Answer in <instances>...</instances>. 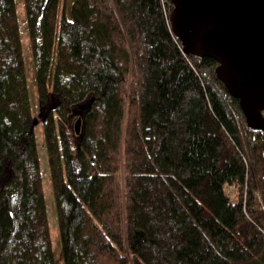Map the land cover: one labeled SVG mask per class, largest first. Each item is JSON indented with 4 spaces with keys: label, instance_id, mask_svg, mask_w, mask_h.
<instances>
[{
    "label": "trees",
    "instance_id": "1",
    "mask_svg": "<svg viewBox=\"0 0 264 264\" xmlns=\"http://www.w3.org/2000/svg\"><path fill=\"white\" fill-rule=\"evenodd\" d=\"M64 3L24 0L39 102L60 101L43 129L63 263L264 264V135L185 53L171 0ZM29 84L0 0V264H58Z\"/></svg>",
    "mask_w": 264,
    "mask_h": 264
},
{
    "label": "water",
    "instance_id": "2",
    "mask_svg": "<svg viewBox=\"0 0 264 264\" xmlns=\"http://www.w3.org/2000/svg\"><path fill=\"white\" fill-rule=\"evenodd\" d=\"M173 31L183 42L185 53L196 58H212L217 76L240 102L250 130L264 135V0H171ZM93 100L78 106L76 131L84 137L85 114ZM60 108L56 100L41 109L39 118L47 124ZM1 198V192H0Z\"/></svg>",
    "mask_w": 264,
    "mask_h": 264
},
{
    "label": "rangeland",
    "instance_id": "3",
    "mask_svg": "<svg viewBox=\"0 0 264 264\" xmlns=\"http://www.w3.org/2000/svg\"><path fill=\"white\" fill-rule=\"evenodd\" d=\"M66 4V12L68 14V17L71 18V6L73 0H64ZM18 7H19V22H20V30L22 34V40H23V47L25 51V58H26V68L28 71V77L30 80L29 88L31 91V105L32 110L34 112L35 118L38 119L39 115L41 113L42 106L39 102L36 85H35V66H34V60L31 52V45H30V39H29V31H28V23L26 20V13H25V7H24V0H17ZM85 108L78 107L73 110V118H72V124H71V135H72V141L73 145L75 146L79 140L80 136L77 134L76 131V124L78 121L79 116H75L76 114L81 113L84 111ZM43 123L42 121L39 122L34 130L30 133V137L35 136L38 144V151L41 158V164H42V171L44 176V183L47 190V202H48V214L50 218L51 223V230L54 240V250L56 252V258L58 260V264H64L63 263V256H62V247H61V238H60V232H59V226L57 223V215H56V206L54 197L50 191L49 184H50V166H49V156L45 144L44 139V129H43ZM83 126L81 128L83 132ZM14 168L10 162H8V173L6 175L7 178L12 176L14 173Z\"/></svg>",
    "mask_w": 264,
    "mask_h": 264
}]
</instances>
